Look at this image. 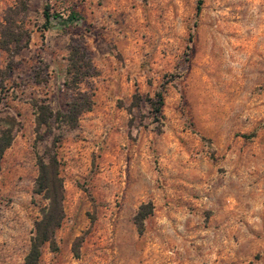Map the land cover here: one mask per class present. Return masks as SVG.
Returning <instances> with one entry per match:
<instances>
[{
    "label": "rangeland",
    "instance_id": "obj_1",
    "mask_svg": "<svg viewBox=\"0 0 264 264\" xmlns=\"http://www.w3.org/2000/svg\"><path fill=\"white\" fill-rule=\"evenodd\" d=\"M44 5L77 20L45 28ZM4 31L18 41L0 48V114L16 121L0 264H23L50 150L64 217L44 264H264V0H0ZM74 49L91 65L78 83ZM77 90L92 105L69 128L59 115ZM40 105L52 116L35 126Z\"/></svg>",
    "mask_w": 264,
    "mask_h": 264
},
{
    "label": "trees",
    "instance_id": "obj_2",
    "mask_svg": "<svg viewBox=\"0 0 264 264\" xmlns=\"http://www.w3.org/2000/svg\"><path fill=\"white\" fill-rule=\"evenodd\" d=\"M44 27L47 28L52 19L58 18L59 24L66 28L77 20L74 12H69L64 18L57 13H49L47 5L42 10ZM2 34V33H1ZM4 40L0 41V48L8 51L10 42L18 41V37L13 33L3 32ZM74 49L70 56V67L68 74L73 83L80 82L83 78L91 76V65L86 52ZM0 71V76H1ZM1 88V82H0ZM69 88V87H68ZM76 90V88H74ZM132 106H137L139 98L133 96ZM92 105L91 94L82 91H74L68 102L65 103V110L59 115L61 122L69 128H74L77 124L78 116L85 111L90 110ZM153 112L159 114L162 106V94L157 92L154 99L149 101ZM38 115L35 117V126L47 124L51 118V111L46 105L37 107ZM16 126L15 118L7 113L0 114V160L4 150L11 144L13 130ZM53 148V145H52ZM45 154V153H44ZM46 157H39L37 160L38 174L34 180V194L40 195L45 204L39 210V217L33 221L31 235L29 237L28 248L23 258V264H44L41 259V250L45 244L51 251L56 250L54 242L55 230L60 226L64 217L63 212V188L58 175L59 160L55 153L50 150L46 152ZM147 204H141L134 216V224L138 230H141V221L150 210H146ZM150 206V205H149Z\"/></svg>",
    "mask_w": 264,
    "mask_h": 264
}]
</instances>
